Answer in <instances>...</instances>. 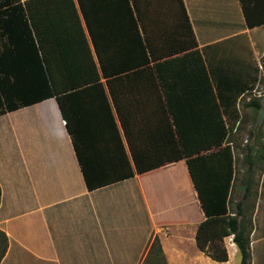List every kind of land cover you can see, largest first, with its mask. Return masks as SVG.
<instances>
[{"label":"trees","instance_id":"1","mask_svg":"<svg viewBox=\"0 0 264 264\" xmlns=\"http://www.w3.org/2000/svg\"><path fill=\"white\" fill-rule=\"evenodd\" d=\"M238 1L248 28L264 25V0ZM211 47L197 49L182 0H0V115L55 98L88 190L185 159L205 215L198 249L225 262L224 238L232 235L240 264H249L254 202H247L264 172V125L246 144L243 201L231 215L228 139L246 89L223 92L229 88L205 60ZM181 52L196 56L193 66L176 67ZM184 80L206 89L196 92L209 100L206 119H186V105L176 103ZM247 106L257 115L260 98ZM7 247L0 230V261ZM143 264H166L157 237Z\"/></svg>","mask_w":264,"mask_h":264},{"label":"crops","instance_id":"2","mask_svg":"<svg viewBox=\"0 0 264 264\" xmlns=\"http://www.w3.org/2000/svg\"><path fill=\"white\" fill-rule=\"evenodd\" d=\"M182 2L197 49L213 46L205 60L227 84L223 92L245 88L239 104L260 97L264 67L255 60L264 56V25L248 28L238 0ZM81 25L89 39L82 18ZM177 56L176 67L197 60L186 52ZM188 82L176 103L186 105V119L204 120L202 105L209 100L196 92L206 89ZM242 189L236 188L231 215L243 201ZM252 202L249 264H264V172L248 207ZM204 219L185 159L88 190L55 98L0 115V230L8 239L0 264H142L156 236L166 264H240L232 235L224 238L225 262L198 249L195 236Z\"/></svg>","mask_w":264,"mask_h":264},{"label":"rangeland","instance_id":"3","mask_svg":"<svg viewBox=\"0 0 264 264\" xmlns=\"http://www.w3.org/2000/svg\"><path fill=\"white\" fill-rule=\"evenodd\" d=\"M263 61H264V56L261 57L258 61L255 60V62L257 64L261 62V66H263ZM260 70H262V68ZM261 72H263V71H261ZM257 91H259L260 97H256V98H260V101H261V98L264 94V87L259 86L257 88ZM245 102H246V98L243 99L240 104L238 103V98L236 99V111L238 112V119L240 122L238 121V122L234 123L233 128H232L233 130H230V132L231 131L232 132L230 133V138L228 139V141H231L230 144L233 147V152H234V156H235V170H236V179H235V183H234L235 187H234V190L232 191V199L236 195V188L237 187L241 188V186H240V180L242 178L241 173H243V170L246 168V164L244 163V160H243V156L247 150L246 144H250L254 141L253 134H255L258 131V129L260 127L262 128L263 127L262 125H264V118H263V120L258 125V127H256L258 113L256 115V113L253 111V109L251 107L247 106V104ZM227 124L229 125L228 122H227ZM237 126L240 129V132L238 131L239 132L238 134H237V131H235ZM255 128H257L256 132H255ZM252 131H253V133H250ZM132 184H133V182H128V183H125L124 185H127V187H129V185H132ZM243 193L244 192L242 189L240 195H242ZM153 241H154V239H152L150 241V244L148 246H146V249H145V255L146 256L144 255L145 257L142 260V264L146 261L148 251H149ZM161 250H163L162 247H161ZM162 253H163V251H162ZM235 261H237V257H236ZM235 263H237V262H235Z\"/></svg>","mask_w":264,"mask_h":264},{"label":"water","instance_id":"4","mask_svg":"<svg viewBox=\"0 0 264 264\" xmlns=\"http://www.w3.org/2000/svg\"><path fill=\"white\" fill-rule=\"evenodd\" d=\"M260 109H259V112H258V115H257V122H256V127H258V125L261 123V121L263 120L264 118V94L261 98V101H260ZM257 130V128H255V131Z\"/></svg>","mask_w":264,"mask_h":264}]
</instances>
